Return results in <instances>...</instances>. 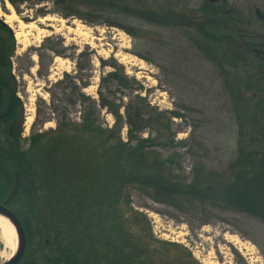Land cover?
Segmentation results:
<instances>
[{
	"label": "rangeland",
	"instance_id": "1",
	"mask_svg": "<svg viewBox=\"0 0 264 264\" xmlns=\"http://www.w3.org/2000/svg\"><path fill=\"white\" fill-rule=\"evenodd\" d=\"M107 1H5L25 23L46 16L63 20L52 22V26L48 21L36 23L46 32L38 34L37 29L32 30L25 46L14 37L17 22L0 26V71H5L9 64L15 77L16 95L21 104L22 119L17 123L21 146L27 148L26 139L33 133L55 129L56 118L60 115L71 123L79 122L80 111L89 101L77 100L72 106L68 80L56 84L66 73L75 77L78 92L97 103L103 99L107 102L98 109L101 127L110 128L117 122L112 109L122 105L118 132L122 142L127 141L130 129L125 105L130 102L149 104L153 111L160 113L169 128L161 129L163 139L149 150L161 159L173 157L177 163L174 175L180 176L185 184L193 180L194 168H201L207 176L225 181L231 179L230 175L239 164L249 169L260 165L264 169V84L253 85L251 79L264 76V63L253 65L250 62L256 59L248 60L247 71L251 75L244 74L220 52L205 47L194 27L186 28V21L191 17L184 18L182 25L155 19L149 14L155 10L159 14L198 15L197 7L203 0H148L153 7L149 13L137 0V8L116 7ZM5 2L0 0V9L9 13ZM226 2L229 7L247 11L246 17L254 25L257 22L253 19V8L264 9V0ZM0 19L4 21L2 16ZM102 28L121 33V39L107 41L112 44L105 45L98 40ZM250 58H254V54H250ZM28 116L31 117L29 123ZM156 127L153 123L145 128L134 125L132 134L140 139L154 138ZM75 153L70 149L52 156L58 164L55 169L61 164L63 170H68L65 175L72 176V155ZM84 155L85 152L80 151L77 157L84 160ZM64 163L69 167L65 168ZM130 166L144 171L134 161ZM81 169L96 180L98 172L94 167L89 165ZM58 173L54 175L60 183L64 171ZM65 178H62V185H66ZM142 186L135 183L123 191L128 211L124 217L114 216L117 222L114 220L112 230L116 231L108 236L109 240L103 239V231L97 230L99 243L96 246L101 255L90 248L84 235L79 238L81 264H122L133 261L136 256L152 264H183L184 261L264 264V221L259 217L213 206L208 201L191 200L181 192L175 194L176 204L183 206L178 208L169 200H154L143 191L145 189H140ZM242 188L249 195H257L264 186L245 183ZM63 221L65 225L75 222L69 218ZM91 223L84 220L85 225H90L88 232L94 230L95 223ZM84 224L80 226L85 230ZM29 226L34 230L32 220ZM50 231L44 234L52 243ZM44 238L34 231L27 244L25 235L23 259L34 253L41 243L39 240ZM233 238L240 242L235 243ZM8 252L0 237V262ZM44 253L50 256L47 249L39 246L35 256L39 264H47L41 260Z\"/></svg>",
	"mask_w": 264,
	"mask_h": 264
},
{
	"label": "trees",
	"instance_id": "2",
	"mask_svg": "<svg viewBox=\"0 0 264 264\" xmlns=\"http://www.w3.org/2000/svg\"><path fill=\"white\" fill-rule=\"evenodd\" d=\"M131 1L108 0L107 2L121 8H137L135 5L138 1L141 8H148L146 13L153 8L148 0ZM201 6L196 11L198 17L190 19L193 22L189 23V27H194L195 33L205 47L216 53L220 52L235 69L240 71L242 69L244 74L251 75L247 68L252 45L248 44V41L241 45L234 44L238 37L243 39L246 34L235 29L231 25L233 23L231 15L223 12L222 8H215V3L203 0ZM149 14L155 19L158 17L163 21L184 25V18L181 15L171 12L159 14L155 10ZM0 26L4 27L1 24ZM5 31L10 34L9 29ZM256 61H252L253 65L257 64ZM251 79L253 85L264 84V76ZM67 80L72 94V106L77 100L89 101L80 111L79 122L71 123L64 115L59 114L55 129L33 133L26 139L27 148H23L20 142V129L17 126L22 117L20 116V100L16 95L15 77L10 72L9 64L5 71H0V201L8 195L15 175H18L16 192L7 206L18 207L11 208L23 226L27 244L34 231L40 235V238L45 236L43 240H39L41 243H38L33 250L34 253L28 255V259H23L22 255L17 264H22L23 261L25 264H39L35 257L38 255L36 250L39 246L50 253V256H47L48 253L41 255L44 263L81 264L79 238L82 235L88 239L90 248L101 255L99 246H96L99 243L97 230L103 231V239L109 240L108 236L116 231L112 230L114 216L124 217L123 215H126L128 211L125 208L127 202L123 199V191L125 192L135 183L143 185L140 189H145L143 191L154 200H169L178 208L183 206L176 204L175 194L181 192L191 197V200L208 201L213 206L243 211L264 221V189L257 195H249L242 188L245 183L264 186V169L260 165L252 169L245 164L236 165V169L230 175L231 179L227 181L207 176L201 168H194L193 180L185 184L180 176L174 175V166L177 163L173 157L161 159L155 152L149 150L150 146L163 139L161 129L169 128L168 123L162 120L160 113L153 111L149 104L138 105V103L130 102L125 105L126 123L130 129L127 130V141L122 142L118 135L121 127L119 109L122 105H115L112 109L118 118L117 122H114L110 128H103L98 121V109L99 106L107 105V102L103 99L101 103H97L93 98L78 92L75 77L66 73L56 81V84ZM152 123L158 127L154 138L140 139L132 134V126L145 128ZM133 140L136 142L133 143ZM70 149L77 154L80 151L85 152L84 160L77 157L76 153L72 155V176L65 175L68 170H63L61 164L62 167L55 169L58 164L54 158L58 152H66ZM132 161L144 171L139 172L138 169L131 168ZM78 162L82 163L78 164ZM64 165L65 168L69 167L66 163ZM89 165L98 172L95 181L81 169ZM60 170L64 171L62 178L66 177L63 182L66 185H62V178L60 183L56 182L54 173H61ZM77 175L78 179H76ZM123 200L125 202L121 204ZM45 213L46 215L43 216ZM65 218L75 221L74 225H65L63 223ZM31 220L34 223V230L29 226ZM84 220L88 224L95 223L94 230L88 232L90 225H85ZM81 224L86 226L85 230L84 226H80ZM49 231L53 235L52 243L44 234ZM163 243L173 245L170 242ZM127 261H123L122 264H152V261L146 263V258L142 256H136L133 261ZM183 264L194 263L184 261Z\"/></svg>",
	"mask_w": 264,
	"mask_h": 264
},
{
	"label": "bare ground",
	"instance_id": "3",
	"mask_svg": "<svg viewBox=\"0 0 264 264\" xmlns=\"http://www.w3.org/2000/svg\"><path fill=\"white\" fill-rule=\"evenodd\" d=\"M4 5H5V9H7L9 13H3L0 9V16H2L4 18V22L10 26L12 25V22L14 21L17 22V28L14 30L13 33L16 41L22 46H25L28 43L29 35L32 30L37 29L38 34L39 33L43 34L46 32L45 29L37 27L36 23H44V21H48L50 22L48 25L52 26V22L54 21H60V22L63 21L62 19H58L57 17L54 16H46L37 19V21L35 22L25 23L18 18L17 14L14 12L13 8L9 3L5 2ZM72 23L77 24V26H80L78 22L72 21ZM99 35L100 36L98 37V40L104 41V44L109 46L112 43H109L107 41L110 40L111 42L112 40L119 41L122 37L121 33L119 32L114 33L111 30L106 31L104 30V28L100 29ZM30 120L31 117L28 116L27 123H29ZM16 236L17 234L14 225L9 221L8 218L0 214V237L4 247L9 249V252L6 255H4L2 262L3 261L5 262L8 259H10L15 253V250L17 248ZM232 240H234L235 243L240 242L237 238H233Z\"/></svg>",
	"mask_w": 264,
	"mask_h": 264
},
{
	"label": "flooded vegetation",
	"instance_id": "4",
	"mask_svg": "<svg viewBox=\"0 0 264 264\" xmlns=\"http://www.w3.org/2000/svg\"><path fill=\"white\" fill-rule=\"evenodd\" d=\"M3 2H5V0H1ZM19 0H15L14 2H17ZM215 3V8H222V11L225 12L228 15H231L232 21L233 23H231V25L235 28L240 30L241 32H244L246 34V36H244L243 39H239L240 37H238L235 41L234 44L235 45H241V43H246V41H248V44L252 45L251 48V54H254V58H250L249 56V61L251 59H256L259 61H256L257 64L255 65H259V63H264V21L261 20L260 18L257 17L255 10L259 9L261 12L264 13V9L259 8V7H254L253 8V19L257 22V25H254V23H252V20L250 21V18L246 17L247 11L245 12L242 8H234V7H229V5L227 4L226 0H218ZM108 4L112 5V6H116L119 7L118 5L109 3ZM202 6L200 5L197 8H201ZM176 14V13H175ZM177 15V14H176ZM182 18H185V20L187 19V17H191V19L193 18H197L198 15H193L189 16L188 14H181ZM193 21H186V28H189V23L192 24ZM1 25H3L0 22ZM4 26V25H3ZM11 34V32H10ZM250 55V54H249ZM248 61V62H249ZM250 64H252V62H250Z\"/></svg>",
	"mask_w": 264,
	"mask_h": 264
},
{
	"label": "water",
	"instance_id": "5",
	"mask_svg": "<svg viewBox=\"0 0 264 264\" xmlns=\"http://www.w3.org/2000/svg\"><path fill=\"white\" fill-rule=\"evenodd\" d=\"M207 1L210 3H214L218 0H207ZM255 12H256L257 17L264 21V13L261 12L259 9H256ZM1 22L5 23L2 20ZM18 182H19L18 175H15L14 183H13V186L10 192L3 200L0 201V214L8 218L9 221L14 225L16 234L18 236V245L15 250V253L10 259H8L5 262L4 261L0 262V264H17V262L21 259L22 254L24 252V248H25V235H24L22 224L20 220L18 219V217L14 214V212L7 206L8 202L11 200V198L16 192Z\"/></svg>",
	"mask_w": 264,
	"mask_h": 264
}]
</instances>
